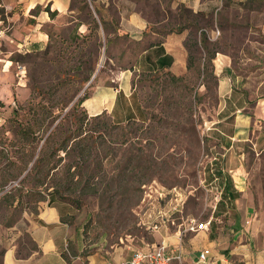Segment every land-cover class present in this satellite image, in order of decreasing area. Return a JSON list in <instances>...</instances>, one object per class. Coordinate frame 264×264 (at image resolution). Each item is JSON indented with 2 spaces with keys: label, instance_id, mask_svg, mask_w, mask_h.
Listing matches in <instances>:
<instances>
[{
  "label": "rangeland",
  "instance_id": "rangeland-1",
  "mask_svg": "<svg viewBox=\"0 0 264 264\" xmlns=\"http://www.w3.org/2000/svg\"><path fill=\"white\" fill-rule=\"evenodd\" d=\"M205 2L203 14H186L188 71L180 76L136 73L134 95L141 114L120 124L126 130L94 133V155L87 163L55 151L49 164L36 167L50 133L49 119L37 136L26 138L23 130L36 129L34 115H41L43 107L61 115L55 127L96 82L108 83L112 72L132 65L134 43L118 40L111 51L103 46L98 57L96 38L85 45L57 40L40 54L19 52L13 41L0 39V221L12 225L48 201L68 204L67 221L88 251L124 244L135 250L156 242L157 226L196 234L191 228L209 222L217 205L230 207L233 199L228 200L221 176L238 165L249 178L247 187L264 193V153L257 155L253 141L235 143L229 152L224 136L213 129L221 126L218 86L227 74L239 95L234 105L245 104L251 124L264 131V0ZM0 19L6 20L4 12ZM220 57L227 64L217 62ZM97 58L91 81L81 84L76 69L81 59L91 64ZM106 120L118 124L109 114L101 121ZM89 126L93 129L96 122ZM66 127L73 130V121ZM45 153L46 160L48 149ZM53 164L57 169L50 170ZM223 226L216 224L214 233Z\"/></svg>",
  "mask_w": 264,
  "mask_h": 264
},
{
  "label": "crops",
  "instance_id": "crops-1",
  "mask_svg": "<svg viewBox=\"0 0 264 264\" xmlns=\"http://www.w3.org/2000/svg\"><path fill=\"white\" fill-rule=\"evenodd\" d=\"M206 11L205 0H0V12L6 16V20L0 19V39L13 41L19 52H41L57 40L68 43L88 36L95 20L106 50H113L118 40L133 42L136 54L132 65L112 72L110 84L96 82L83 103L90 117L107 113L117 122L123 115L125 120L117 123L124 124L142 112L134 95V75L141 72L184 75L190 58L186 46L190 23L186 14ZM217 62L227 64L221 57ZM218 87L222 119L217 123L221 126L214 125L213 129L224 136L227 151L235 143L253 141L260 157L264 153L262 127L251 124L245 104L234 105L239 95L227 74L220 76ZM229 103L234 105L231 110ZM231 118L234 124L228 123ZM243 170V165H238L228 171L227 177L221 176L228 200L233 202L230 207L217 205L209 222L204 223L208 228L196 234L157 226L156 242L141 248L134 250L124 244L98 246L88 251L67 221L72 207L48 201L37 211L24 213L12 225L0 221V264H123L137 251L161 243L170 249H182L184 262L173 264H198L199 254L205 249L212 251L207 264H264V193L259 187H247L249 178ZM226 216L230 218L225 223ZM223 223L222 228L216 227L219 232L214 233L215 225Z\"/></svg>",
  "mask_w": 264,
  "mask_h": 264
},
{
  "label": "trees",
  "instance_id": "trees-1",
  "mask_svg": "<svg viewBox=\"0 0 264 264\" xmlns=\"http://www.w3.org/2000/svg\"><path fill=\"white\" fill-rule=\"evenodd\" d=\"M91 23H92L90 27L91 33L88 36L79 37L78 39H74V42L81 41L82 44L85 45L91 39L96 38L99 42L96 44V47H97L96 53L99 57L101 49L103 48V43L100 41V37L98 35L99 24L95 20L92 21ZM58 41L59 43H61V45H66L67 43L66 42L67 40H64V39H61ZM51 47L52 46H50V48ZM35 53L40 54L42 52H39V53L35 52ZM92 55L93 53L90 54L89 59H91ZM19 58H22V55H19ZM16 61H19V60H16ZM98 61L99 59L97 58L95 61L91 62L90 64L88 60L81 59L80 65L76 68L79 71L78 73L80 75L81 84L85 85L91 81L95 73L96 67L98 65ZM60 74L62 76L66 74L68 75L69 73L61 72ZM67 81H68L67 78L64 79L63 82H59L56 85V87L60 88V86L65 84V82ZM106 84H110V82ZM89 96L85 95L83 97H80L77 103L74 104L70 113L69 114L67 113L64 117H62L60 122L55 127L54 125L61 115L55 117L54 113L53 114L49 113L48 112L49 110H47L45 107H43V111L41 115L35 112L34 125L36 126V129L34 130L33 127H26L23 130L24 137L30 138L31 135L37 136V133L40 132V128L44 126L46 120L48 119H49L48 129L50 131L47 138L45 139L44 147L42 148L43 156L40 159H38L36 167L49 164L51 162V159L54 158L55 151L63 152L65 153V156H70V157L74 154L76 155L77 158L87 163L88 162L87 159L93 158V155H94L93 148H92V145H94L95 139H96L95 137L96 135H94V133H97L99 135H101L102 133H105L109 135L112 130H118V129L126 130L127 129V125L121 126L120 124L109 122L108 120L101 121L102 118H104L105 115H107L106 113H103L95 117H90L88 113L86 112V110L83 108V103L89 98ZM70 103H72V100L66 106H68ZM79 109H81V113L75 114V112ZM31 111L34 112V109L31 108L30 112ZM40 116H41V119H39ZM69 120L73 121V124H74L73 130H71L69 127L68 128L66 127ZM90 121L96 122V126L92 127L93 129H90L91 128L89 126ZM34 139L36 140V138ZM45 149H48V152H49V154L47 155L48 159L46 160H45L46 158L45 154L47 153H45ZM55 169H57V166L53 164L50 170H55Z\"/></svg>",
  "mask_w": 264,
  "mask_h": 264
},
{
  "label": "built area",
  "instance_id": "built-area-1",
  "mask_svg": "<svg viewBox=\"0 0 264 264\" xmlns=\"http://www.w3.org/2000/svg\"><path fill=\"white\" fill-rule=\"evenodd\" d=\"M208 224H200L191 228L192 231L205 230ZM184 253L182 249H170L164 243L152 246L144 250L137 251L134 256L123 264H173L175 261L184 262ZM212 251L205 249L200 252L198 264H207L210 262Z\"/></svg>",
  "mask_w": 264,
  "mask_h": 264
},
{
  "label": "water",
  "instance_id": "water-1",
  "mask_svg": "<svg viewBox=\"0 0 264 264\" xmlns=\"http://www.w3.org/2000/svg\"><path fill=\"white\" fill-rule=\"evenodd\" d=\"M95 77H96V76H95ZM95 77H94V78H95Z\"/></svg>",
  "mask_w": 264,
  "mask_h": 264
}]
</instances>
